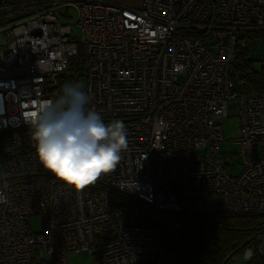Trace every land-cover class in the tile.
<instances>
[{
	"label": "built area",
	"instance_id": "1",
	"mask_svg": "<svg viewBox=\"0 0 264 264\" xmlns=\"http://www.w3.org/2000/svg\"><path fill=\"white\" fill-rule=\"evenodd\" d=\"M56 6L75 8L79 41ZM0 32V264H67L79 251L100 264H177L182 218L264 219V93L231 77L244 33H262L264 70V0H60ZM72 60L91 110L123 121L128 140L116 168L79 191L40 164L28 122ZM230 110L238 177L219 153ZM252 242L264 259V220Z\"/></svg>",
	"mask_w": 264,
	"mask_h": 264
},
{
	"label": "clouds",
	"instance_id": "2",
	"mask_svg": "<svg viewBox=\"0 0 264 264\" xmlns=\"http://www.w3.org/2000/svg\"><path fill=\"white\" fill-rule=\"evenodd\" d=\"M90 100L79 84L66 83L28 116L40 164L78 191L114 170L128 147L125 123L106 124Z\"/></svg>",
	"mask_w": 264,
	"mask_h": 264
},
{
	"label": "trees",
	"instance_id": "3",
	"mask_svg": "<svg viewBox=\"0 0 264 264\" xmlns=\"http://www.w3.org/2000/svg\"><path fill=\"white\" fill-rule=\"evenodd\" d=\"M261 39V32L244 33L236 45L231 77L243 79L240 91L244 93H264V70L255 71L254 64L259 57L253 56L251 50L261 44ZM80 56L79 49L78 58ZM78 64V60H72L62 75L60 93L64 84L78 82ZM257 225L258 217L252 216L182 218L178 221L180 255L177 264H227L233 253L252 246ZM93 264H100L96 256ZM249 264H264V259L253 251Z\"/></svg>",
	"mask_w": 264,
	"mask_h": 264
},
{
	"label": "rangeland",
	"instance_id": "4",
	"mask_svg": "<svg viewBox=\"0 0 264 264\" xmlns=\"http://www.w3.org/2000/svg\"><path fill=\"white\" fill-rule=\"evenodd\" d=\"M61 16L62 21L71 26L75 41H79L81 32L76 26L77 12L74 7L61 8L57 11ZM1 27V26H0ZM1 29V28H0ZM4 38L0 35V45L4 44ZM253 56L261 59L262 46L255 45L252 47ZM255 71H260L258 61L254 64ZM82 82V79H81ZM223 142L219 145L220 155L228 160V167L226 172L231 176L238 177L242 172V156L238 153V146L236 141L239 140L241 133L239 127V120L235 110H230L228 116L221 121ZM262 218H258V223L262 222ZM30 231L37 233L41 231V222L38 217H34L30 220ZM249 251L251 255L253 253V247L250 246L245 250L235 252L231 255L227 264H249L250 258L248 257ZM94 256L87 254L86 252H71L67 256V264H93Z\"/></svg>",
	"mask_w": 264,
	"mask_h": 264
},
{
	"label": "crops",
	"instance_id": "5",
	"mask_svg": "<svg viewBox=\"0 0 264 264\" xmlns=\"http://www.w3.org/2000/svg\"><path fill=\"white\" fill-rule=\"evenodd\" d=\"M1 5L10 7L0 12V28L6 24L20 20L40 9L42 4H50L53 1L60 0H0ZM108 2L116 5H121L130 8H139L141 0H107ZM62 7H54L55 12L61 10ZM64 8V7H63ZM1 30V29H0ZM3 33L0 32V35ZM2 45H0L1 47Z\"/></svg>",
	"mask_w": 264,
	"mask_h": 264
}]
</instances>
